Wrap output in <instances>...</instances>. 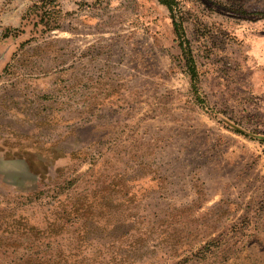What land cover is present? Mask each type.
I'll list each match as a JSON object with an SVG mask.
<instances>
[{
	"label": "rangeland",
	"instance_id": "1",
	"mask_svg": "<svg viewBox=\"0 0 264 264\" xmlns=\"http://www.w3.org/2000/svg\"><path fill=\"white\" fill-rule=\"evenodd\" d=\"M0 0V264H264V0Z\"/></svg>",
	"mask_w": 264,
	"mask_h": 264
},
{
	"label": "trees",
	"instance_id": "2",
	"mask_svg": "<svg viewBox=\"0 0 264 264\" xmlns=\"http://www.w3.org/2000/svg\"><path fill=\"white\" fill-rule=\"evenodd\" d=\"M170 14L172 20L173 31L177 41V46L180 51V58L186 73L189 75L192 88H195V82L197 80V72L193 59V55L190 49V43L185 35L184 30V16L185 12L178 7V0H158Z\"/></svg>",
	"mask_w": 264,
	"mask_h": 264
}]
</instances>
